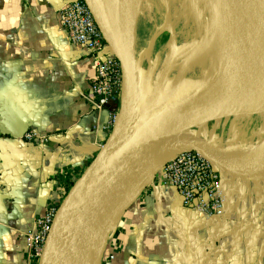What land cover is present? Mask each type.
Masks as SVG:
<instances>
[{"label":"crops","instance_id":"1","mask_svg":"<svg viewBox=\"0 0 264 264\" xmlns=\"http://www.w3.org/2000/svg\"><path fill=\"white\" fill-rule=\"evenodd\" d=\"M72 1L0 0V264H38L28 233L48 210L58 208L110 135L108 112L93 107L101 101L91 90L93 65L83 49L69 43L59 22L60 10ZM126 1H94L107 54L134 51L149 99L150 71L162 58L170 76L180 67V79L200 83L184 77H197L189 72L187 43H179L171 32L137 31L151 0H140L127 22H117ZM263 117L260 109L221 118L195 133L220 148L241 151L264 139ZM231 120L253 127L250 122H260L259 131L240 126L231 141L220 140L215 135L219 126ZM28 132L47 142L24 141ZM130 188L112 221L102 223L93 264H99L102 247L101 264H264V178L242 181L221 172L224 201L211 216L183 207L162 182L160 168Z\"/></svg>","mask_w":264,"mask_h":264},{"label":"water","instance_id":"2","mask_svg":"<svg viewBox=\"0 0 264 264\" xmlns=\"http://www.w3.org/2000/svg\"><path fill=\"white\" fill-rule=\"evenodd\" d=\"M94 1L99 0H83L107 42ZM124 54L127 62H123L121 53L114 55L121 64L123 76L116 125L58 206L38 264H80L90 238L105 218L112 221L131 189L130 183L134 184L139 177L160 168L178 153L196 152L219 171L238 180L264 178V139L248 149L233 151L220 148L195 133V129L212 121L264 109V83L245 85L241 82L235 86L188 93L182 100L172 97L149 104L134 51L130 49ZM205 113L210 117L195 125L194 119ZM144 119L158 121L156 130L149 136L133 138L134 130ZM154 161H157L156 165L143 175L133 173ZM102 251L103 247L99 264Z\"/></svg>","mask_w":264,"mask_h":264},{"label":"built area","instance_id":"3","mask_svg":"<svg viewBox=\"0 0 264 264\" xmlns=\"http://www.w3.org/2000/svg\"><path fill=\"white\" fill-rule=\"evenodd\" d=\"M59 22L69 43L83 49L86 59L93 65L95 75L91 80V90L101 100L99 104H93V107L96 111L108 112L110 123L106 131L111 134L118 119V106L123 93L121 64L107 54L102 33L83 1L65 4L59 12ZM23 140L38 145L47 142L45 137L34 132L26 133ZM160 176L164 185L178 195L183 207L210 216L220 212L224 201L221 172L200 154L189 151L176 154L160 167ZM56 210H48L36 221L35 229L28 233V246L38 259Z\"/></svg>","mask_w":264,"mask_h":264},{"label":"bare ground","instance_id":"4","mask_svg":"<svg viewBox=\"0 0 264 264\" xmlns=\"http://www.w3.org/2000/svg\"><path fill=\"white\" fill-rule=\"evenodd\" d=\"M188 1L189 0H187V2ZM196 1L197 0H194V2ZM200 1L204 4L203 8L208 10L210 13L208 18V34L207 37L197 46H193L194 48L190 51V57L187 65L190 66V64L194 62L204 59V56L210 55V60L218 63L222 67L213 76L209 77L207 81L185 88L186 90L180 94L166 99L181 97L182 100L188 93L198 90L216 89L227 85L235 86L241 82L245 85L259 84L262 80H264V0ZM131 5H128V8L124 10L125 14L123 13V18H121L120 14L116 15L117 22L120 21V24H124L130 19L131 13H133V7H131ZM197 5L198 3L196 2L194 10L197 16H199L201 14V9L198 8ZM99 6L100 5H98V7ZM100 10L105 12L103 9ZM113 18L112 20L115 19ZM124 26L126 27V25ZM130 33L128 36H130ZM118 35L121 36L120 34ZM115 39L117 41L118 38L115 37ZM118 40H120V38ZM111 42L115 41L112 40ZM116 43L117 42H115V45H117ZM118 45H120V43ZM123 52L121 53V58L123 62H127V57L124 54L125 52ZM209 117L210 115L205 113L201 117L194 119L193 123L195 125L201 124ZM158 123V121L153 122L144 119L134 130L133 138L151 135L156 130ZM156 163L157 161L150 162L138 170H135L133 173H137L139 171L142 172L144 169L156 165ZM102 223L97 228L96 233L90 238L86 249L82 253L80 264H93L92 255L94 248L98 244Z\"/></svg>","mask_w":264,"mask_h":264},{"label":"rangeland","instance_id":"5","mask_svg":"<svg viewBox=\"0 0 264 264\" xmlns=\"http://www.w3.org/2000/svg\"><path fill=\"white\" fill-rule=\"evenodd\" d=\"M198 3V8L201 9V14L197 16L194 5ZM194 2V0H151L152 8L150 11L146 10L140 20V24L137 27V31L141 33L144 29L150 30V35L152 32H161L164 31V35H167L168 32L177 35V39L179 43H187L189 45V51L193 49V46H197L203 39L207 37L208 28H209V11L205 10L203 2L200 0ZM140 0H127V8L128 5L131 7L139 6ZM134 5V6H133ZM193 6V7H192ZM125 8V9H127ZM134 10V8H132ZM167 9V10H166ZM125 14V12H124ZM132 15V13H131ZM124 15H121L123 18ZM133 21V20H132ZM207 26V27H206ZM155 27V28H154ZM158 29V30H157ZM167 54L166 50L163 55ZM210 55L204 56L205 58L201 61H196L192 63L193 65L190 67L189 72L195 73L197 77H192L193 75L187 74L184 77L187 80H197L200 83L205 82L209 79V77L213 76L217 71L221 69V65L216 62H213L209 58ZM163 59V58H162ZM161 59V62H162ZM161 62H157L156 65L151 69L150 74V84H151V95L148 103L155 102L161 96V100L166 99L171 96H176L186 90L185 88L195 86L200 83H185L183 79H180V75L183 74V69L176 68L173 71L172 75H169L171 71L169 65ZM164 62V61H163ZM197 63V64H196ZM188 73V72H187ZM200 77V78H199ZM191 78V79H190ZM205 79V80H204ZM173 83V84H172ZM260 83H264L262 80ZM172 84V85H171ZM155 96V97H154ZM154 97V98H153ZM155 100V101H154ZM262 119V120H261ZM260 120L263 122L264 117ZM247 123V121H246ZM236 122L235 120H231L225 124L219 126V132L215 135L220 138L227 140H232V133L240 129L242 126L244 129H248L249 132L255 134L258 133V129L260 126V122H250L255 123V126H249V122ZM246 127V128H245ZM247 130V131H248ZM198 129H195L197 132ZM228 138V139H227ZM223 143V141H222ZM225 144V142H224ZM229 150V149H227Z\"/></svg>","mask_w":264,"mask_h":264}]
</instances>
